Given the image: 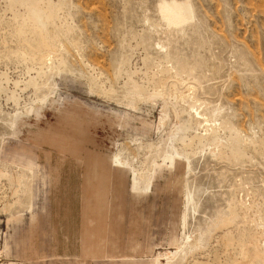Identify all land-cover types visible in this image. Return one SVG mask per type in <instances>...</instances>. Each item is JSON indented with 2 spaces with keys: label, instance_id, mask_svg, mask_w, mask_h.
<instances>
[{
  "label": "rangeland",
  "instance_id": "rangeland-1",
  "mask_svg": "<svg viewBox=\"0 0 264 264\" xmlns=\"http://www.w3.org/2000/svg\"><path fill=\"white\" fill-rule=\"evenodd\" d=\"M0 264H264V0H0Z\"/></svg>",
  "mask_w": 264,
  "mask_h": 264
},
{
  "label": "crops",
  "instance_id": "crops-1",
  "mask_svg": "<svg viewBox=\"0 0 264 264\" xmlns=\"http://www.w3.org/2000/svg\"><path fill=\"white\" fill-rule=\"evenodd\" d=\"M58 134V135H57ZM49 140L47 145L51 147L52 149L56 150L59 149L61 152L68 154L70 157H79L80 155H84L81 157H84L85 159L94 162V163H102L101 162V156H99L96 153L89 152V150H86L84 145L90 144L96 146V144L92 143L88 137H84V132L80 129V127L77 124H73L70 128V131H61L57 132V127L54 129H50V132L48 134ZM57 137L65 138V140L57 139ZM72 141V142H71ZM117 159V158H116ZM112 161V166L113 162ZM96 168V172L99 173H106V168L104 165H96L94 166ZM117 168H122L121 166H116ZM102 182H98L97 186H102ZM132 191L137 192V187L139 186V180L138 177H132ZM103 189V188H102ZM84 190H87V193L91 196H99L103 195L102 190L100 191L98 188L90 190L89 187H85ZM96 198V199H98ZM100 245V238L96 237L94 241H92L90 248H92L94 251L99 249Z\"/></svg>",
  "mask_w": 264,
  "mask_h": 264
},
{
  "label": "bare ground",
  "instance_id": "bare-ground-1",
  "mask_svg": "<svg viewBox=\"0 0 264 264\" xmlns=\"http://www.w3.org/2000/svg\"><path fill=\"white\" fill-rule=\"evenodd\" d=\"M48 134L49 132L47 133V136L45 137L44 139V143L47 144L48 143V140H49V137H48ZM114 162H113V166L116 167V166H121L120 162L118 161V159L114 158Z\"/></svg>",
  "mask_w": 264,
  "mask_h": 264
}]
</instances>
